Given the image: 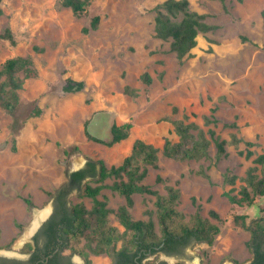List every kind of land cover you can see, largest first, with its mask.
Here are the masks:
<instances>
[{"label": "rangeland", "instance_id": "rangeland-1", "mask_svg": "<svg viewBox=\"0 0 264 264\" xmlns=\"http://www.w3.org/2000/svg\"><path fill=\"white\" fill-rule=\"evenodd\" d=\"M163 1L91 0L78 15L61 0H0V71L9 58L20 55L31 56L38 68V75L28 78L20 91L15 112L0 104L1 252L22 254L30 240L21 245L19 240L37 211L52 213L69 172L86 166L89 159L118 165L137 138L160 147L168 138L178 140L173 119L185 113L206 130L214 127L222 138L230 139L237 132L256 141V151L264 152V0H190L193 10L208 13L207 21L218 27L200 33L197 46L183 61L171 50L170 40L156 35V7ZM95 15L101 16L99 27L86 32ZM7 29L15 42L1 36ZM145 72L153 76L152 83L143 80ZM69 78L84 80L86 87L66 92ZM128 84L139 88L140 94H128ZM214 106L220 121L209 126L203 115L210 114ZM104 109L111 110L119 124L133 122L129 137L109 145L89 136L88 123ZM234 121L237 127L225 124ZM75 144L81 149L66 155L64 149ZM227 148L228 154L218 157L213 141L209 156L201 159H176L160 153L161 167L151 168L145 182L161 192L167 183L180 186L178 207L188 215L198 206L205 216L217 210L221 218H211L221 231L211 242L195 241L181 256L161 251L149 255L146 262L236 264L234 259L248 262L252 258L247 245L251 234L234 217L248 213L251 220L264 206V198L246 207L232 202L228 193L239 191L253 158L239 152L246 148L245 142ZM202 168L209 177L200 172ZM228 170L239 175L236 184L225 181ZM158 173L166 182L157 181ZM106 182L112 183L113 178ZM88 183L99 182L92 176L85 178L69 192L70 204L92 206L93 198L85 190ZM99 197L115 210L126 203L125 196L109 186ZM134 197L133 216L148 219L147 210L155 208L156 196L138 192ZM111 217L113 224L125 229L116 212ZM79 256L73 258L82 262ZM91 258L93 264H112L106 252L91 253ZM82 263L87 264L85 259Z\"/></svg>", "mask_w": 264, "mask_h": 264}, {"label": "trees", "instance_id": "trees-1", "mask_svg": "<svg viewBox=\"0 0 264 264\" xmlns=\"http://www.w3.org/2000/svg\"><path fill=\"white\" fill-rule=\"evenodd\" d=\"M65 6L73 8L76 14H82L91 4V0H61ZM155 30L158 37L171 41V50L184 60L187 54L198 44V36L202 32L215 30L218 25L207 21L208 13L199 12L191 8L190 0H164L156 7ZM100 15L92 18L91 25L85 31L99 27ZM1 36L15 42L11 29H7ZM38 48V47H37ZM38 75V68L31 56H14L9 58L0 71V104L15 112L20 103V91L26 80ZM143 80L150 84L153 76L149 72L142 75ZM86 87L84 80L69 78L64 90L66 92L81 91ZM125 90L132 96L140 94L139 88L126 85ZM217 106L211 108V113L204 114L206 125L217 124ZM178 111V107H174ZM41 110L38 111V114ZM178 140L166 139L163 147L137 138L132 151L120 164L109 166L104 159H89L86 166L69 172V181L58 191L55 200V210L35 236L36 243L28 242L23 251L32 252V257L22 263L15 264H74L72 257L80 254L87 264H93L91 253H108L113 257L114 264H167L166 260L155 263L143 261L150 254L165 252L168 255H183L186 248L195 241H213L220 233L221 226L212 217L221 218L220 213L212 209L209 216L203 215L201 206L188 215L178 207L182 196L181 187L167 183L165 192L153 188L145 182L151 168L161 167L160 153L176 159H201L209 156L210 147L215 141L217 155L228 154V144L239 147L241 142L246 148L240 153L247 158H253V164L242 177L243 183L236 194L228 193L232 202L246 207L258 204L264 198V152L258 153L254 148L258 143L239 136L233 132L230 139L222 138L212 126L206 130L196 120L191 119L189 113L183 118L173 119ZM227 126L237 127V122H226ZM133 122L122 124L113 123L111 138L108 141L94 137L98 141L109 145L120 142L129 137ZM13 149H17V137L12 138ZM78 144L64 149L66 155L80 150ZM200 172L207 177L209 174L202 168ZM89 176L97 179V185L88 183L86 193L93 198L89 207L85 202L70 204L69 192L81 186L83 180ZM113 178L112 183H107ZM239 175L228 170L225 181L236 184ZM158 182H166L161 173L157 174ZM106 186L118 191L126 198V203L117 210L109 205L107 199L99 197ZM149 193L156 196L155 208H149L148 219H136L131 208L135 205L136 193ZM26 201L33 205V200L26 197ZM257 216L249 220L248 213H237L234 217L238 226L250 232L247 245L254 254L250 264H264V206ZM116 212L124 230L112 223L111 214ZM157 216L158 220L155 219ZM159 225V226H158ZM1 238V229H0ZM121 242V245H119ZM58 249V250H56ZM240 263L238 259H234Z\"/></svg>", "mask_w": 264, "mask_h": 264}, {"label": "water", "instance_id": "water-1", "mask_svg": "<svg viewBox=\"0 0 264 264\" xmlns=\"http://www.w3.org/2000/svg\"><path fill=\"white\" fill-rule=\"evenodd\" d=\"M114 113L111 110H99L97 111L90 122L88 123V131L94 137L100 139H106L109 136L111 137V128L114 123ZM51 212L46 215L45 218L41 219L38 226L35 228L33 233L30 235L28 240L32 239V235L39 229V227L49 218ZM82 262L84 259L82 256L78 257Z\"/></svg>", "mask_w": 264, "mask_h": 264}, {"label": "flooded vegetation", "instance_id": "flooded-vegetation-1", "mask_svg": "<svg viewBox=\"0 0 264 264\" xmlns=\"http://www.w3.org/2000/svg\"><path fill=\"white\" fill-rule=\"evenodd\" d=\"M54 210H55V202H54V209H53V211H52V213L54 212ZM52 213H51V215H52ZM50 215V216H51ZM49 216V217H50ZM48 220V219H47ZM46 220V221H47ZM45 221V222H46ZM44 222V223H45ZM44 223L39 227V229L32 235V239L30 240V242H32V243H36V241H35V236H36V234L39 232V230L42 228V226L44 225ZM0 247H1V244H0ZM56 250H58V249H56ZM253 253V252H252ZM32 252H26V251H22V254L20 255V256H12V255H8V254H6V253H3V252H1L0 251V264H15V263H22V262H24V261H26V260H29L31 257H32ZM151 255V254H150ZM176 256H179V255H176ZM112 257V256H111ZM253 258H254V254L252 255V258L248 261V262H242V261H240V263H237L236 261V264H250L251 262H252V260H253ZM85 259V258H84ZM146 260V258L143 260V261H145ZM163 260V259H162ZM72 261H73V263L74 264H83L82 262H78V261H76L73 257H72ZM85 261H86V259H85ZM161 261V260H160ZM160 261H158V262H160ZM140 262H139V260H138V263L137 264H139ZM112 264H114V262H113V257H112Z\"/></svg>", "mask_w": 264, "mask_h": 264}, {"label": "bare ground", "instance_id": "bare-ground-1", "mask_svg": "<svg viewBox=\"0 0 264 264\" xmlns=\"http://www.w3.org/2000/svg\"><path fill=\"white\" fill-rule=\"evenodd\" d=\"M48 213H49V209L37 211L33 223L29 227V229L26 232V234L19 240L20 245L25 241V239H28L30 237V235L33 233L35 228L38 226L40 220L45 218Z\"/></svg>", "mask_w": 264, "mask_h": 264}]
</instances>
